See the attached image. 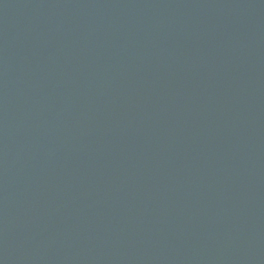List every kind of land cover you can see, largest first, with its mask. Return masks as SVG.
I'll list each match as a JSON object with an SVG mask.
<instances>
[{
  "label": "water",
  "instance_id": "1",
  "mask_svg": "<svg viewBox=\"0 0 264 264\" xmlns=\"http://www.w3.org/2000/svg\"><path fill=\"white\" fill-rule=\"evenodd\" d=\"M264 181V0H0V264H237Z\"/></svg>",
  "mask_w": 264,
  "mask_h": 264
}]
</instances>
